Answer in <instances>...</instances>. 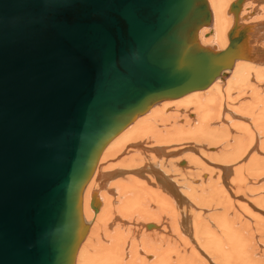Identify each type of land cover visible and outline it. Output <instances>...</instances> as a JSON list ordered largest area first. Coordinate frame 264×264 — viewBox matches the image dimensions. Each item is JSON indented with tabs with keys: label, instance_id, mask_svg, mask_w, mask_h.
<instances>
[{
	"label": "water",
	"instance_id": "1",
	"mask_svg": "<svg viewBox=\"0 0 264 264\" xmlns=\"http://www.w3.org/2000/svg\"><path fill=\"white\" fill-rule=\"evenodd\" d=\"M209 18L206 0H0V264H73L106 144L246 51L235 26L197 47Z\"/></svg>",
	"mask_w": 264,
	"mask_h": 264
},
{
	"label": "bare ground",
	"instance_id": "2",
	"mask_svg": "<svg viewBox=\"0 0 264 264\" xmlns=\"http://www.w3.org/2000/svg\"><path fill=\"white\" fill-rule=\"evenodd\" d=\"M206 1L197 47L224 50L235 26L246 51L106 144L82 192L73 264H264V0L237 13L235 0Z\"/></svg>",
	"mask_w": 264,
	"mask_h": 264
},
{
	"label": "rangeland",
	"instance_id": "3",
	"mask_svg": "<svg viewBox=\"0 0 264 264\" xmlns=\"http://www.w3.org/2000/svg\"><path fill=\"white\" fill-rule=\"evenodd\" d=\"M227 13V12H226ZM228 15H230L231 16V13H227ZM209 26V25H208ZM207 26V27H208ZM227 38V37H226ZM249 61V60H248ZM252 62V61H251ZM228 70H230V69H228ZM228 70H227V74L223 77V79H220V78H218V80H221V81H225L226 79H227V77L229 76V73H228ZM90 209V208H89ZM91 210V209H90ZM91 212H92V214H94L93 213V211L91 210Z\"/></svg>",
	"mask_w": 264,
	"mask_h": 264
}]
</instances>
